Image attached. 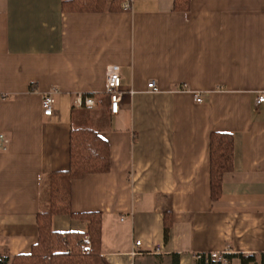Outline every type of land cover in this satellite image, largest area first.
<instances>
[{"label": "crops", "instance_id": "obj_1", "mask_svg": "<svg viewBox=\"0 0 264 264\" xmlns=\"http://www.w3.org/2000/svg\"><path fill=\"white\" fill-rule=\"evenodd\" d=\"M67 1L0 0V133L9 138L6 150L0 143V255L31 253L48 176L69 169L71 131L88 126L108 142L111 167L72 180V210L102 214L107 264L264 253V0H191L185 13L174 0L103 12L67 11ZM112 64L124 92L117 114ZM53 89L46 116L42 95ZM84 95L96 104L79 106ZM212 132L234 139L215 201ZM52 227L82 232L87 222L55 215Z\"/></svg>", "mask_w": 264, "mask_h": 264}, {"label": "trees", "instance_id": "obj_2", "mask_svg": "<svg viewBox=\"0 0 264 264\" xmlns=\"http://www.w3.org/2000/svg\"><path fill=\"white\" fill-rule=\"evenodd\" d=\"M125 0H69L64 9L73 12L117 11L125 8ZM191 0H174V10L188 12ZM93 96V95H91ZM210 186L212 199L222 195L224 175L234 168V139L229 132H212L210 136ZM110 148L94 127L71 131L70 167L48 176L49 209L38 214V242L31 253L14 257L0 255V264H107L102 256V221L100 212L74 213L72 210L71 182L87 173L110 171ZM69 215L87 222L86 231L60 232L52 227L53 216ZM172 220L165 219V236H169ZM226 262L211 257H196L193 264H231L239 257L241 264H264V253L226 254ZM172 264H180L173 254Z\"/></svg>", "mask_w": 264, "mask_h": 264}, {"label": "built area", "instance_id": "obj_3", "mask_svg": "<svg viewBox=\"0 0 264 264\" xmlns=\"http://www.w3.org/2000/svg\"><path fill=\"white\" fill-rule=\"evenodd\" d=\"M124 6L128 8L130 6V1H126ZM106 84H107V93L110 95L111 99V111L113 114H117L120 108V102L122 100V97L124 95V92L122 91L121 86V74H120V67L118 65H109L107 67V74H106ZM147 88L152 92H159L160 87L158 83L151 79L147 83ZM184 88V87H183ZM57 93L56 89L50 90L45 92L42 95V108H43V114L46 116H50L53 114V108L55 104V94ZM196 101L202 102L203 98L202 95L197 92L196 93ZM258 103L264 102V92L260 93L257 98ZM96 104V100L94 96L91 95H84L78 97V105L79 106H93ZM0 143L3 150L7 149V144L9 143V138L3 134L0 133ZM137 245H140L141 242L137 241ZM227 252L223 253H211V254H198L197 257H211L213 259L220 260L222 262H226L225 255Z\"/></svg>", "mask_w": 264, "mask_h": 264}]
</instances>
